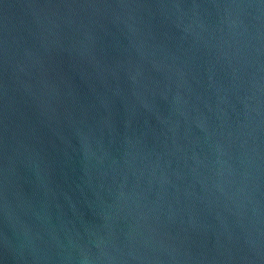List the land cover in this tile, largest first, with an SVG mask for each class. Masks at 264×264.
Segmentation results:
<instances>
[{
  "label": "water",
  "instance_id": "1",
  "mask_svg": "<svg viewBox=\"0 0 264 264\" xmlns=\"http://www.w3.org/2000/svg\"><path fill=\"white\" fill-rule=\"evenodd\" d=\"M0 264H264V0H0Z\"/></svg>",
  "mask_w": 264,
  "mask_h": 264
}]
</instances>
